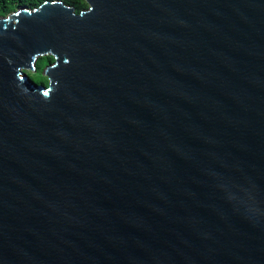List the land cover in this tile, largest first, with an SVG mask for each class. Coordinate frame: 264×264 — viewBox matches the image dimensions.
<instances>
[{"label": "water", "instance_id": "1", "mask_svg": "<svg viewBox=\"0 0 264 264\" xmlns=\"http://www.w3.org/2000/svg\"><path fill=\"white\" fill-rule=\"evenodd\" d=\"M84 1L0 16V264H264V0Z\"/></svg>", "mask_w": 264, "mask_h": 264}, {"label": "trees", "instance_id": "2", "mask_svg": "<svg viewBox=\"0 0 264 264\" xmlns=\"http://www.w3.org/2000/svg\"><path fill=\"white\" fill-rule=\"evenodd\" d=\"M45 1H61L65 5L74 8L75 13H80L88 7L84 0H0V16L4 17L22 7H27L29 9L36 8ZM52 62L53 58L51 56L40 57L36 62L34 72L37 73L40 84L42 85H47V79L41 73L44 68Z\"/></svg>", "mask_w": 264, "mask_h": 264}, {"label": "rangeland", "instance_id": "3", "mask_svg": "<svg viewBox=\"0 0 264 264\" xmlns=\"http://www.w3.org/2000/svg\"><path fill=\"white\" fill-rule=\"evenodd\" d=\"M28 75L35 84H40V79L38 78L37 73H35L34 71H28Z\"/></svg>", "mask_w": 264, "mask_h": 264}]
</instances>
